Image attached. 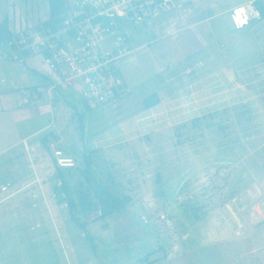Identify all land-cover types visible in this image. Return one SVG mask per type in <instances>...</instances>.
<instances>
[{
  "label": "rangeland",
  "instance_id": "obj_1",
  "mask_svg": "<svg viewBox=\"0 0 264 264\" xmlns=\"http://www.w3.org/2000/svg\"><path fill=\"white\" fill-rule=\"evenodd\" d=\"M186 1L183 11L194 8L182 13L186 22L211 2ZM218 2L233 7L244 1ZM232 15L230 27L240 39L227 50L229 96H219V81L217 96L207 98L203 71L153 110L123 100L88 110L71 88L50 101L42 57L22 62L4 48L5 58L24 71L18 94L30 98L23 107L39 129L29 144L47 137L50 149L40 142L48 164L31 192L0 194V264H264V20L246 22L237 8ZM144 72L154 73L153 66ZM32 86L41 100L31 98ZM80 114L87 127L82 139ZM55 149L76 161L62 168L70 197L77 200L80 180L88 188L80 170L84 154L94 151L93 180L128 197L124 208L103 215L98 205L83 218L85 228L77 226L56 175Z\"/></svg>",
  "mask_w": 264,
  "mask_h": 264
},
{
  "label": "crops",
  "instance_id": "obj_2",
  "mask_svg": "<svg viewBox=\"0 0 264 264\" xmlns=\"http://www.w3.org/2000/svg\"><path fill=\"white\" fill-rule=\"evenodd\" d=\"M2 1L0 0V21L6 18L9 29L15 36L24 29L42 30L44 28L42 23L48 19L50 14L49 0H4V7L1 6ZM185 1L182 0V5ZM243 1L233 7H222L218 0H211L203 14L195 15L196 18L187 20L188 22H186V15L183 16L182 13L192 12L194 8L186 12L183 11L182 6L160 14L150 23L128 25L126 33L129 48L118 58L115 72L123 77L131 91L120 93L115 102L122 100L125 103L141 102L143 110H153L171 91L180 88V85L182 88L185 87V84L194 81L192 78L195 75L203 71L207 74L205 82L208 85L207 90L210 91V94L206 95L207 98L217 96L215 86L219 81L224 85L218 88V92H221L219 96L228 97L232 88L227 83L232 80L233 70L232 58L229 57L227 50L237 44L240 39L232 32L230 25L233 23L229 16L230 14L233 16V8L250 0ZM186 3L189 4L190 1ZM261 20H264V17L252 23L261 22ZM107 47L112 49L109 41ZM11 49L14 52V48ZM6 56V50H1L0 194L8 198L25 189L31 192L38 180L41 168L46 165V162L48 164V161L39 150V144L42 141H37L33 145L29 144L28 140L32 139L39 129L33 130L23 107L24 99L18 94L24 71L17 63L9 62ZM33 56L35 54H21L20 60L31 62L34 60ZM148 64L153 66L154 73L144 72ZM31 70L36 72L34 68ZM44 78L49 100L52 101L53 97L57 99L59 94L63 93L64 88L52 89L50 87L53 80L49 70ZM194 84L196 83H193V88ZM32 88L33 91H39L37 86H32ZM151 94H156L159 102L150 108H144L143 99ZM105 105L107 104L96 106H100V110H103ZM91 108L93 110L94 107ZM86 129L85 126V133ZM51 134L55 136L54 132ZM51 145L54 146L53 143ZM52 162L53 157H51ZM29 163L31 170L25 166ZM47 168L50 171L52 167L48 165ZM15 177L22 178L23 182L8 180Z\"/></svg>",
  "mask_w": 264,
  "mask_h": 264
},
{
  "label": "built area",
  "instance_id": "obj_3",
  "mask_svg": "<svg viewBox=\"0 0 264 264\" xmlns=\"http://www.w3.org/2000/svg\"><path fill=\"white\" fill-rule=\"evenodd\" d=\"M181 6L182 0H75L57 29H24L7 46L16 47L14 59H20L22 52L40 55L52 75V89H74L89 107L111 104L120 93L131 91L115 72L118 58L129 48L126 27L150 23L160 14ZM237 9L246 22L263 18L255 0ZM108 41L112 49L107 47ZM30 96L41 100L37 90ZM23 101L29 104L30 98ZM53 155L54 164L60 168L76 166L75 159L61 149H55ZM59 184L62 187L61 179Z\"/></svg>",
  "mask_w": 264,
  "mask_h": 264
},
{
  "label": "trees",
  "instance_id": "obj_4",
  "mask_svg": "<svg viewBox=\"0 0 264 264\" xmlns=\"http://www.w3.org/2000/svg\"><path fill=\"white\" fill-rule=\"evenodd\" d=\"M255 4L262 11L264 17V3L262 0H255ZM72 7L71 0H49V10L50 14L47 20L42 23V27H51L57 29L60 26L61 20L64 14ZM15 37V34L10 31L8 21L4 18L0 21V51L3 50L7 43ZM16 48L15 46L13 47ZM22 54H30L28 52H22ZM159 102V98L156 94H151L143 99V107L150 108L156 105ZM78 113V110L74 108ZM88 110H91V107H88ZM79 129H80V138L82 139L85 134V125L83 124V115H79ZM200 118L196 117L193 121L197 125ZM53 136V135H52ZM55 137V136H54ZM44 147L49 150L50 143L47 140V137L42 140ZM93 152H87L84 154L85 168L81 169L80 172L82 176L88 182V188L83 189V181H79L80 188L78 189L77 200H74L70 197L68 190V181L62 172V168L56 166V175L62 181V189L65 191L67 197V205L70 212L71 219L79 226L80 228H85L86 222L83 219L86 216H89L91 212L99 205L101 207V214L108 215L115 211H120L126 205V202L129 200L128 197H121L116 194L113 190L110 189L108 185L103 184L100 180H93V171H92V160L91 156ZM70 173V171L68 172ZM92 194L97 200L94 201ZM196 208V212H197ZM195 212L196 218L198 214Z\"/></svg>",
  "mask_w": 264,
  "mask_h": 264
}]
</instances>
